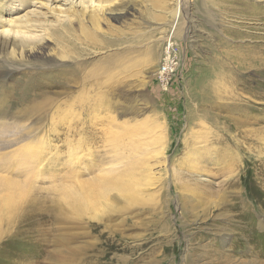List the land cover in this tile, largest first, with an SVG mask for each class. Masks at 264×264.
I'll return each instance as SVG.
<instances>
[{
    "label": "rangeland",
    "instance_id": "rangeland-1",
    "mask_svg": "<svg viewBox=\"0 0 264 264\" xmlns=\"http://www.w3.org/2000/svg\"><path fill=\"white\" fill-rule=\"evenodd\" d=\"M253 10L0 0V181L27 192L0 264H264V73L230 61L264 47ZM97 176L134 186L67 199Z\"/></svg>",
    "mask_w": 264,
    "mask_h": 264
},
{
    "label": "bare ground",
    "instance_id": "bare-ground-1",
    "mask_svg": "<svg viewBox=\"0 0 264 264\" xmlns=\"http://www.w3.org/2000/svg\"><path fill=\"white\" fill-rule=\"evenodd\" d=\"M253 11L254 12H253V14H251V16L252 17H256V19L258 18L259 20H261L262 19V15L264 13L263 12L264 10L263 11L259 10L258 12H255V10H253ZM95 21H96V18H93L92 22H95ZM11 30L14 33L15 32H21V30H19V29L15 30L13 27L11 28ZM261 46L262 45H257V44H253L252 46H248V45L247 46H243L244 50L243 51L239 50L240 54H236V57H231L230 56V61L231 60L234 61L236 63L237 68H239L241 70L253 69L256 73L263 74L264 73V56H263L264 54L262 55V52L264 50V47H261ZM95 77H97V76H95ZM82 84L84 85V83H82ZM216 86L217 85L214 83L213 84L214 89L217 88ZM79 112L81 113V111H79ZM79 112H77V113H79ZM77 135H80L78 139L76 138L78 141L83 140V138H82L83 135L82 136H81V134H77ZM71 141H72V139L68 140V144L72 146L73 144H72ZM76 146H73L72 148H70V146H69L68 147V152H69L70 149L73 151L76 148ZM77 147H79V146H77ZM128 171H129V173L131 172V170H128ZM130 178H131V176H130ZM125 179L126 178H124L121 181H119V178H116L115 181H111L110 178H108L106 176H104V177L97 176L93 181H91V180L90 181H83V182L78 184V185L81 186L80 189L82 188V190H84L83 193H76V190H75V193H73L72 195H69L67 193L66 197L70 201L74 202V201L77 200L79 203L87 205L88 207H90V206L92 207V206H94L96 197L101 196L103 194V189H100V191H99V190H95L94 187H98V186L102 187V185H106L107 186V185L114 184L115 186L116 185H121L122 189L123 188L124 189H127V188H131L132 189L133 186H134V185H132V182H130V180H128V178L126 179V181H125ZM108 180H109V182H108ZM0 184L1 185H9L7 187L8 192H6L3 195V197H2V201L3 202L1 201L0 211L1 212H3V211H5V212L11 211L12 210L11 208H12L13 204L15 203L14 199L18 198V200H19L20 197L22 195L24 197V195H26L27 192L22 187H21V190L18 191L17 194L14 191H12V189H14V188L10 187V185H16V184L13 183V181H5L4 183H2L0 181ZM16 187H15V189H16ZM118 188L120 189L119 186H118ZM122 189H121V191H122ZM78 210H79V205H78Z\"/></svg>",
    "mask_w": 264,
    "mask_h": 264
}]
</instances>
